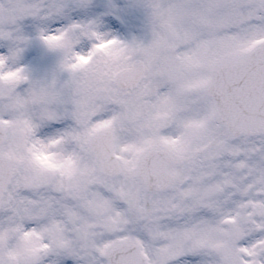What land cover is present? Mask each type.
<instances>
[{
  "label": "snow or ice",
  "instance_id": "6c2138e0",
  "mask_svg": "<svg viewBox=\"0 0 264 264\" xmlns=\"http://www.w3.org/2000/svg\"><path fill=\"white\" fill-rule=\"evenodd\" d=\"M0 264H264V0H0Z\"/></svg>",
  "mask_w": 264,
  "mask_h": 264
},
{
  "label": "clouds",
  "instance_id": "9594fccd",
  "mask_svg": "<svg viewBox=\"0 0 264 264\" xmlns=\"http://www.w3.org/2000/svg\"><path fill=\"white\" fill-rule=\"evenodd\" d=\"M129 2L130 0H119V3L121 6H126L129 4ZM128 19H129V22L134 25L138 18L134 12L129 10ZM108 30L121 31L119 25H116V24H113V27ZM121 35H124L123 31H121ZM80 51L83 53L85 49L81 47ZM27 59H28V62L33 64L38 70L36 72V78L50 83L51 82V68L53 66V61L51 59L45 58L39 50L33 51L28 56ZM67 79H68L67 76H61L57 80L54 86V91L61 93L66 99L70 101L73 96V89L70 87L64 86V81ZM67 107H68V110L71 111L72 105L70 102L68 103ZM59 127L74 128L76 127V125L72 119H66L61 122ZM73 147H74L73 145H68L69 150H72Z\"/></svg>",
  "mask_w": 264,
  "mask_h": 264
}]
</instances>
